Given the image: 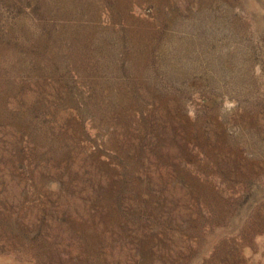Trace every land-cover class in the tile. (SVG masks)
<instances>
[{"label": "rangeland", "instance_id": "1", "mask_svg": "<svg viewBox=\"0 0 264 264\" xmlns=\"http://www.w3.org/2000/svg\"><path fill=\"white\" fill-rule=\"evenodd\" d=\"M0 264H264V0H0Z\"/></svg>", "mask_w": 264, "mask_h": 264}, {"label": "bare ground", "instance_id": "2", "mask_svg": "<svg viewBox=\"0 0 264 264\" xmlns=\"http://www.w3.org/2000/svg\"><path fill=\"white\" fill-rule=\"evenodd\" d=\"M262 241V240H261Z\"/></svg>", "mask_w": 264, "mask_h": 264}]
</instances>
